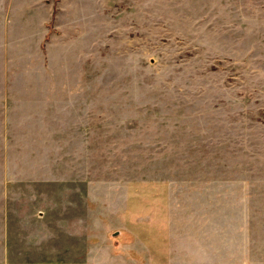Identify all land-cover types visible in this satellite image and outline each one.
Masks as SVG:
<instances>
[{"label": "rangeland", "instance_id": "374dc122", "mask_svg": "<svg viewBox=\"0 0 264 264\" xmlns=\"http://www.w3.org/2000/svg\"><path fill=\"white\" fill-rule=\"evenodd\" d=\"M5 4L11 264H264V0Z\"/></svg>", "mask_w": 264, "mask_h": 264}, {"label": "crops", "instance_id": "0c3cea01", "mask_svg": "<svg viewBox=\"0 0 264 264\" xmlns=\"http://www.w3.org/2000/svg\"><path fill=\"white\" fill-rule=\"evenodd\" d=\"M0 2H2L0 4V11L2 10V16H0V22H2L3 24H5V18H4V10L7 7L5 4V0H1ZM9 8V7H8ZM3 223L0 224V264H11L10 259H7V257L5 256L6 254V248H8V246L6 245L7 242V224H6V220L5 217H7L6 213L4 214H0ZM3 254V255H2ZM22 264H72L69 262H64V261H58V260H48V261H36V262H30V263H22ZM83 264H88L87 262H84Z\"/></svg>", "mask_w": 264, "mask_h": 264}]
</instances>
